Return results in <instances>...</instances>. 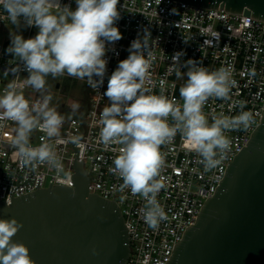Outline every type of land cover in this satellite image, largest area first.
Returning a JSON list of instances; mask_svg holds the SVG:
<instances>
[{
  "label": "built area",
  "instance_id": "1",
  "mask_svg": "<svg viewBox=\"0 0 264 264\" xmlns=\"http://www.w3.org/2000/svg\"><path fill=\"white\" fill-rule=\"evenodd\" d=\"M60 3L70 5L73 10L76 7L75 0H60ZM117 8L120 19L115 26L122 38L106 44L104 58L107 65L103 84L96 89L89 86L88 110L83 122L65 118L61 135L54 142L64 173L58 174L46 164H23L22 168L11 144L16 125L13 121L0 119V202L9 205L12 191L13 198L37 191L38 178H42L38 189H49L50 184L51 187L57 185L73 189L75 165L82 163L89 179V193L115 202L121 210L130 248L125 264H166L187 228L195 225L206 201L215 195L229 162L232 163L235 156L248 146L261 124L264 115V21L243 14H230L224 9L220 11V8L204 9L175 0H119ZM9 27L24 39L38 33V28L26 26L22 19L19 27L12 24L7 13L0 8V94L15 79L25 98L30 104L35 103L39 93L23 82L29 73L23 62L7 51L13 35L9 31L6 36ZM145 33L151 36V39L145 38L153 57L149 72L156 94H160L163 82L164 94L179 104L183 103L179 88L187 77L177 79L172 69L173 56L183 53L179 57L182 73L187 72L183 65L189 59L200 62L210 71L220 67L232 70L236 86L232 89L231 98L210 99L204 106L209 122L213 115L221 112L237 115L241 104L243 110L251 112L254 118L247 130L225 133L232 141L231 152L217 169L211 171L205 170L201 158L180 134L161 146L165 154V165L161 171L164 188L157 199L164 207L167 219L156 229L150 228L143 220L142 198L132 196L128 190L124 193L118 190L122 181L110 169L120 146L112 145L106 149L99 140L100 113L109 103L104 95L108 79L119 62L129 56L132 42L143 39ZM84 81L87 82L86 79ZM66 109L76 115L83 112L80 106L76 111ZM45 139L44 133L37 130L32 133L31 143L37 146ZM17 183L21 186L16 190ZM122 196L127 198L121 199Z\"/></svg>",
  "mask_w": 264,
  "mask_h": 264
},
{
  "label": "clouds",
  "instance_id": "2",
  "mask_svg": "<svg viewBox=\"0 0 264 264\" xmlns=\"http://www.w3.org/2000/svg\"><path fill=\"white\" fill-rule=\"evenodd\" d=\"M75 3L73 10L60 0H0V8L12 24L19 27L22 19L26 26L38 28V33L29 39L13 34L7 51L22 61L29 73L24 84L39 93L38 101L30 104L13 79L0 94V119L15 123L11 144L23 164H46L58 174L64 173V168L54 142L61 135L65 115L51 104L53 97L46 88L47 78L67 74L80 80L86 78L90 87L98 88L106 72V44L122 38L115 26L120 19L119 0H75ZM145 37L151 39L150 33L132 42L129 56L119 62L108 79L104 95L109 103L100 113L99 140L106 149L120 146L110 169L122 181L118 190L121 193L128 190L132 196L142 198L143 220L156 229L167 219L157 199L164 188L161 171L165 154L161 146L180 134L201 158L205 170L211 171L231 152L232 141L225 133L247 130L254 118L241 104L237 115L221 112L209 122L204 106L210 99L231 98L236 86L232 70L220 67L210 71L189 59L183 65L188 70L182 73L179 57L183 53L172 58L176 78L187 77L179 88L183 103L164 94L163 82L160 94H156L149 72L153 57ZM78 108L76 105L72 111ZM37 130L46 139L33 146L31 136ZM72 195L75 197V191ZM21 228L23 224L14 217L0 218V264H35L30 249L12 239ZM92 253L98 254L95 248Z\"/></svg>",
  "mask_w": 264,
  "mask_h": 264
},
{
  "label": "water",
  "instance_id": "3",
  "mask_svg": "<svg viewBox=\"0 0 264 264\" xmlns=\"http://www.w3.org/2000/svg\"><path fill=\"white\" fill-rule=\"evenodd\" d=\"M175 1L264 21V0ZM85 97L80 115L61 114L83 122L87 93ZM247 145L229 162L215 195L206 201L166 264H264V115ZM74 169L73 189L52 184L38 189L42 182L38 178L37 191L18 198L12 191L11 206L0 202V218L14 217L23 224L12 239L30 249L35 264H125L130 248L120 208L89 193L82 163Z\"/></svg>",
  "mask_w": 264,
  "mask_h": 264
},
{
  "label": "rangeland",
  "instance_id": "4",
  "mask_svg": "<svg viewBox=\"0 0 264 264\" xmlns=\"http://www.w3.org/2000/svg\"><path fill=\"white\" fill-rule=\"evenodd\" d=\"M9 31L10 34H14L16 32V30L9 27L6 31V36ZM32 37H34V35ZM57 84H60L59 89H56ZM46 88L53 97L51 102L52 106H55L57 111L60 112L62 105H65L67 108L71 109H73L76 105H81L80 107L83 109L85 103L83 92L86 89H89V85L84 80L70 77L65 74L57 78L48 77Z\"/></svg>",
  "mask_w": 264,
  "mask_h": 264
},
{
  "label": "flooded vegetation",
  "instance_id": "5",
  "mask_svg": "<svg viewBox=\"0 0 264 264\" xmlns=\"http://www.w3.org/2000/svg\"><path fill=\"white\" fill-rule=\"evenodd\" d=\"M86 93L88 94L89 96V89H86L84 92H83V97H84V100L86 99ZM81 106V105H80Z\"/></svg>",
  "mask_w": 264,
  "mask_h": 264
},
{
  "label": "crops",
  "instance_id": "6",
  "mask_svg": "<svg viewBox=\"0 0 264 264\" xmlns=\"http://www.w3.org/2000/svg\"><path fill=\"white\" fill-rule=\"evenodd\" d=\"M65 108H66V106H65ZM65 108L64 109H61V111L60 112H64V111H69V110H65Z\"/></svg>",
  "mask_w": 264,
  "mask_h": 264
}]
</instances>
